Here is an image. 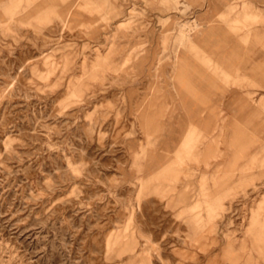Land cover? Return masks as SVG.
I'll list each match as a JSON object with an SVG mask.
<instances>
[{"label":"rangeland","instance_id":"374dc122","mask_svg":"<svg viewBox=\"0 0 264 264\" xmlns=\"http://www.w3.org/2000/svg\"><path fill=\"white\" fill-rule=\"evenodd\" d=\"M0 264H264V0H0Z\"/></svg>","mask_w":264,"mask_h":264}]
</instances>
